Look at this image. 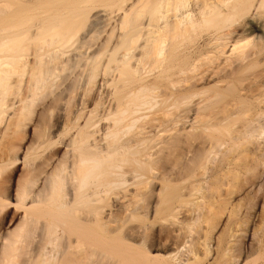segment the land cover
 Masks as SVG:
<instances>
[{
  "label": "bare ground",
  "instance_id": "bare-ground-1",
  "mask_svg": "<svg viewBox=\"0 0 264 264\" xmlns=\"http://www.w3.org/2000/svg\"><path fill=\"white\" fill-rule=\"evenodd\" d=\"M0 264H264V0H0Z\"/></svg>",
  "mask_w": 264,
  "mask_h": 264
},
{
  "label": "rangeland",
  "instance_id": "rangeland-1",
  "mask_svg": "<svg viewBox=\"0 0 264 264\" xmlns=\"http://www.w3.org/2000/svg\"><path fill=\"white\" fill-rule=\"evenodd\" d=\"M25 1V0H24ZM26 1H29V0H26ZM35 29V27H31V31H33ZM29 37V36H28ZM27 37V38H28ZM27 38H25L26 39V41H25V39L22 41V46H27V45H29V44H31V42H32V39H30V37L28 38V40H27ZM25 41V42H24ZM24 42V43H23ZM32 50V49H31ZM31 52V51H30ZM30 52H28L27 53V55L28 56H30ZM6 54V53H5ZM29 58H31V56L29 57ZM12 113V111H9V113L6 115V118H7V116L8 115H10ZM31 134H32V128H30V127H28L27 129H26V136H25V140L23 141V143H25V144H28V142L30 141V136H31ZM22 169V166L21 165H18L17 167H16V172H17V175H19L20 174V172H18L19 170H21ZM256 211L258 212V213H260L261 211H262V207H258L257 209H256ZM249 230H251L250 232V236L246 239V243H248L249 245L251 244V240H253L252 239V232H253V228H249L248 229V231ZM250 238V239H249Z\"/></svg>",
  "mask_w": 264,
  "mask_h": 264
}]
</instances>
